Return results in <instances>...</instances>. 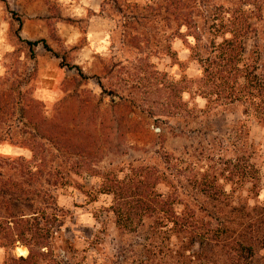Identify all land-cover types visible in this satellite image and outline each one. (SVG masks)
Wrapping results in <instances>:
<instances>
[{
	"label": "trees",
	"instance_id": "obj_1",
	"mask_svg": "<svg viewBox=\"0 0 264 264\" xmlns=\"http://www.w3.org/2000/svg\"><path fill=\"white\" fill-rule=\"evenodd\" d=\"M159 4L163 6L128 5L136 19L129 23L150 17L175 23L170 36L154 34L149 44L183 37L200 69L199 77L188 83L206 100L198 112L168 102V117L186 127L226 110L238 109L242 116L211 123L202 137L200 130H187L193 133L188 135L176 128L173 137L186 142L176 153L165 150L163 142L156 144L163 166H130L123 178L114 170L102 173L100 188L112 195L115 224L136 234L138 241L127 257L123 251L112 263L124 264L129 258L131 264H264V205L251 203L260 191V175L247 127L251 119L264 127V27L257 29L245 10L252 5L262 11L264 0ZM247 40L252 41L249 48ZM21 41L31 52L39 45L52 52L45 39ZM63 65L74 71L76 85L90 79L78 65ZM5 84L0 80V143L27 149L31 157L0 156V247L11 250L19 243L28 250L26 257L7 255L1 264H59L46 213L53 203L51 189L67 184L85 158L73 152L72 124L39 120L40 104L20 88V81L16 87ZM177 86H171L172 92L179 91ZM71 98H63L56 108L70 104ZM118 99L117 106L136 105L132 97ZM27 250L19 247L16 252L25 255Z\"/></svg>",
	"mask_w": 264,
	"mask_h": 264
},
{
	"label": "rangeland",
	"instance_id": "obj_2",
	"mask_svg": "<svg viewBox=\"0 0 264 264\" xmlns=\"http://www.w3.org/2000/svg\"><path fill=\"white\" fill-rule=\"evenodd\" d=\"M134 3L163 6L161 0H0V80L12 87L20 81V88L40 104L39 120L72 124L73 152L85 158L67 184L51 189L53 203L46 213L59 264H114L138 242L136 234L115 224L112 195L100 188L103 172L114 170L123 178L129 176L130 166H163L156 157V144L163 142L165 150L176 153L186 142L173 137L176 128L188 135L193 133L187 130H200L194 133L201 136L211 123L242 116L238 109L226 110L186 127L182 120L168 117L172 110L164 109L168 102L196 112L204 108L206 100L188 83L199 77L200 69L183 37L149 44L154 34L170 36L176 24L150 17L132 25L129 22L136 19L128 5ZM245 10L255 27L262 29L264 9L250 5ZM184 31V27L179 30ZM38 39H45L52 52L40 45L31 52L21 41ZM246 44L249 48L252 41ZM155 46L163 51L157 52ZM65 63L78 65L90 79L76 85L75 73ZM174 83L177 92H172ZM68 96L71 103L57 109L56 103ZM118 97H132L136 105L117 106ZM247 127L260 175V191L251 203L264 205V127L252 119ZM0 156L29 159L31 153L5 142L0 143ZM19 247L27 250L19 243L11 250L0 247V264L7 255L26 257L28 250L19 255ZM126 260L124 264H131Z\"/></svg>",
	"mask_w": 264,
	"mask_h": 264
}]
</instances>
